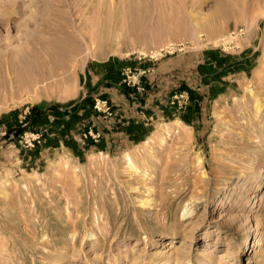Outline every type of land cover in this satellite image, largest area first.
I'll return each instance as SVG.
<instances>
[{
	"label": "rangeland",
	"instance_id": "obj_1",
	"mask_svg": "<svg viewBox=\"0 0 264 264\" xmlns=\"http://www.w3.org/2000/svg\"><path fill=\"white\" fill-rule=\"evenodd\" d=\"M170 238L264 264V0H0V264Z\"/></svg>",
	"mask_w": 264,
	"mask_h": 264
},
{
	"label": "bare ground",
	"instance_id": "obj_2",
	"mask_svg": "<svg viewBox=\"0 0 264 264\" xmlns=\"http://www.w3.org/2000/svg\"><path fill=\"white\" fill-rule=\"evenodd\" d=\"M4 7L5 8H9V9H11L13 6L10 4H5L4 3ZM10 14V13H9ZM8 14V15H9ZM10 16V15H9ZM8 16V18H10ZM126 157H127V160H128V162H129V164L133 167L134 166V160H133V158H132V156H131V154L130 153H128L127 155H126ZM202 163H203V158H202V156L201 157H199V164H201L202 165ZM259 176H260V174H259V172H256L255 173V180L257 181L258 180V178H259ZM254 183H256V182H254ZM254 183L252 184L253 186L251 187V188H249V189H246L245 190V197H247V198H252V197H254L255 195H254V191H251V190H255L257 187H258V185H254ZM259 188V187H258ZM144 201H146L147 202V200H144ZM145 202V203H146ZM193 212L191 211V209H188V207H186L185 208V210H184V213H183V215L184 216H187V215H190V214H192ZM255 215V214H254ZM253 217V216H252ZM248 218H250L251 219V217H248ZM249 220V219H248ZM255 220V219H254ZM231 221V220H230ZM251 221V220H250ZM223 222H225V221H223ZM228 222V221H227ZM238 222H239V220H238ZM229 223V222H228ZM232 223V222H231ZM247 223V222H246ZM232 224H234V223H232ZM223 226H225V224H223ZM244 227V226H243ZM90 236H91V240H93V244H92V247L96 244V242H97V239H98V235L96 234V232H91L90 233ZM174 239L173 238H170V239H168V240H166V241H163V245H164V250H159V251H157L155 254L156 255H158L159 257H161L162 259H164V262H163V264H173V262H174V260L176 261V262H181L182 260H184V258H185V253L183 252V250H181V248L180 247H178V246H176L175 245V243H174V241H173ZM60 242V241H59ZM59 244V243H58ZM75 245V244H74ZM51 246V245H50ZM66 246V245H65ZM66 248V247H65ZM61 249H63V248H61ZM57 250H60V249H57ZM226 251V250H225ZM225 251H222V252H218V254L216 255L217 256V258H218V261L217 262H221V259L222 258H225V256H226V252ZM97 252V251H96ZM186 252V251H185ZM217 253V252H216ZM50 254V253H49ZM56 255H58V254H56ZM97 255V254H96ZM125 255V254H124ZM138 255V254H137ZM136 255V256H137ZM203 255H204V260H205V263H209V262H211V260L213 259V256H214V252H213V250H212V248H211V246H209V245H206L204 248H203ZM51 256V255H50ZM63 257H60V258H57L56 256L55 257H53V259L50 261V263H52V264H63L62 262H60V260L62 259ZM158 258V257H157ZM186 259V258H185ZM190 259V258H189ZM215 259V258H214ZM213 259V260H214ZM130 260H131V262H133V263H135V264H142L140 261H138V258L137 257H130ZM228 260V259H227ZM227 260H224V261H227ZM117 262V261H116ZM187 264H193V262H192V260L190 259L189 261H188V263Z\"/></svg>",
	"mask_w": 264,
	"mask_h": 264
}]
</instances>
